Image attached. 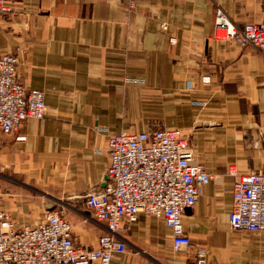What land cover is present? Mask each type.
<instances>
[{"label": "crops", "instance_id": "1", "mask_svg": "<svg viewBox=\"0 0 264 264\" xmlns=\"http://www.w3.org/2000/svg\"><path fill=\"white\" fill-rule=\"evenodd\" d=\"M4 1L0 54L17 55L46 112L0 133V209L18 226L57 210L74 243L92 246L105 231L86 199L106 185L108 136L178 128L212 174L182 209L184 232L208 247L207 264L264 262V231L228 224L229 169L264 171V56L213 37L216 6L241 28L264 23V0ZM121 224L125 251L110 264H195L162 219Z\"/></svg>", "mask_w": 264, "mask_h": 264}, {"label": "built area", "instance_id": "2", "mask_svg": "<svg viewBox=\"0 0 264 264\" xmlns=\"http://www.w3.org/2000/svg\"><path fill=\"white\" fill-rule=\"evenodd\" d=\"M9 8L0 0V13ZM213 37L250 45L264 56V23L236 28L221 7L215 8ZM16 54H0V133L16 131L27 118L41 120L46 112L44 93L24 85ZM104 189L88 195L87 219L103 226L92 246L76 245L72 226L57 210L32 224L18 226L0 209V264H110L125 251L122 220L140 213L162 219L171 231L174 251L185 250L195 264H207L209 249L192 243L184 232L182 209L193 206L212 174L195 161L186 136L178 128L120 131L107 139ZM234 177L228 224L232 230L264 231V171ZM251 264H264L252 261Z\"/></svg>", "mask_w": 264, "mask_h": 264}, {"label": "water", "instance_id": "3", "mask_svg": "<svg viewBox=\"0 0 264 264\" xmlns=\"http://www.w3.org/2000/svg\"><path fill=\"white\" fill-rule=\"evenodd\" d=\"M104 182L106 181V179H107V175H106V173H105V175H104Z\"/></svg>", "mask_w": 264, "mask_h": 264}, {"label": "rangeland", "instance_id": "4", "mask_svg": "<svg viewBox=\"0 0 264 264\" xmlns=\"http://www.w3.org/2000/svg\"><path fill=\"white\" fill-rule=\"evenodd\" d=\"M1 180H3L2 178H0Z\"/></svg>", "mask_w": 264, "mask_h": 264}]
</instances>
